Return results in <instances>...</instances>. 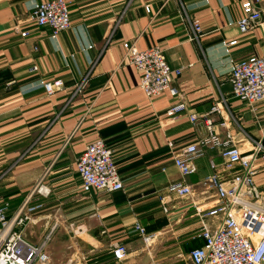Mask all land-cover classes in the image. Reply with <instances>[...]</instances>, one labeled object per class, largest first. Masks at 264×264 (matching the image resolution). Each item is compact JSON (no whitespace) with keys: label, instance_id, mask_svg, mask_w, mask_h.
Returning <instances> with one entry per match:
<instances>
[{"label":"crops","instance_id":"crops-1","mask_svg":"<svg viewBox=\"0 0 264 264\" xmlns=\"http://www.w3.org/2000/svg\"><path fill=\"white\" fill-rule=\"evenodd\" d=\"M41 1L0 0V201L9 204L7 216L31 195L30 203L42 207L26 223L24 237L33 244L47 234L71 238V228L80 226L75 237L85 264L112 263L113 242L127 246V264H151L135 223L154 234L158 251L198 245L195 208L213 201L203 180L214 172L222 179L231 173L220 148H207L186 176L173 156L203 131L191 114H210L221 139L229 132L246 151L254 141L264 144V101L251 110L232 95L229 82L233 63L264 57V5L262 26L241 33L243 0H70V27L53 37L30 16ZM192 20L202 28L197 39ZM24 31L26 37L20 35ZM127 41L138 49L160 46L168 64L181 69L172 82L176 97L144 95L139 72L122 62ZM55 79L63 85L48 94L42 82ZM80 81L84 88L74 95ZM177 100L185 109L165 119ZM96 138L112 150L122 190L80 189L75 160ZM257 167L256 184L264 190V164ZM172 182L190 185L193 194L169 193ZM38 184L48 188L46 196L34 191Z\"/></svg>","mask_w":264,"mask_h":264},{"label":"built area","instance_id":"built-area-1","mask_svg":"<svg viewBox=\"0 0 264 264\" xmlns=\"http://www.w3.org/2000/svg\"><path fill=\"white\" fill-rule=\"evenodd\" d=\"M70 0H43L36 4L30 16L39 27H48L55 37L70 27ZM262 5L264 0H243L241 8L243 16L237 21L241 33H247L261 27ZM193 38L201 36L202 28L197 20L191 21ZM22 37L28 35L21 32ZM236 40L228 45L235 44ZM124 54L122 62L132 65L140 74L139 87L149 99L156 98L164 92L172 97L178 95L172 82L175 76L181 74L180 68H172L166 61L163 50L158 45L145 49H138L135 42L123 43ZM35 69V67H32ZM229 82L232 95L248 104L251 110L264 101V57L250 56L232 64ZM60 79L42 82L44 90L51 94L54 89L62 87ZM85 82L75 84L73 94H79ZM185 109L182 101H174L165 110V119L178 116ZM217 110L213 106L211 113ZM190 120L200 125V137L174 154L173 163L183 175L195 172L193 160L204 155L207 148H220V156L224 161V168L231 174L222 179L216 172L207 175L203 180L205 192L213 201L206 207H196V214L200 218V228L195 236L201 245L193 247L186 259L179 264H264V190L257 184L255 177L259 172L257 163L264 164V144L261 140L254 141L250 150L246 151L237 145L233 136L225 133L221 139L213 130L210 114L200 117L190 115ZM172 147V143L168 142ZM211 168H215L210 163ZM75 171L83 192L91 190L111 193L123 189V182L115 166L112 150L103 139L96 138L88 142L75 160ZM167 190L180 198L193 194L190 185L183 182H172ZM34 191L46 196L48 188L38 184ZM29 195L12 216H7L9 204L0 201V264H36L45 263L48 255L44 252L46 241L50 234L39 244H33L23 235V228L32 219L33 214L42 207L41 203H30ZM167 201L162 202L163 211ZM217 218V222L210 224L205 217ZM134 231L138 232L145 245L154 240V234L146 233L145 229L135 223ZM82 230L80 226L71 228L73 238ZM77 244V243H76ZM78 247V245L76 246ZM110 251L116 264H127L128 248L120 242L110 244ZM84 262V252L80 254ZM87 264H97L92 261Z\"/></svg>","mask_w":264,"mask_h":264},{"label":"rangeland","instance_id":"rangeland-1","mask_svg":"<svg viewBox=\"0 0 264 264\" xmlns=\"http://www.w3.org/2000/svg\"><path fill=\"white\" fill-rule=\"evenodd\" d=\"M211 219L212 217H209L205 220L210 222ZM30 230L32 231L34 228ZM45 237L46 236H43L39 239V243L46 240ZM76 243V238L72 236L69 238L67 235H56V237L53 238V236L51 237L50 235L44 248V252L48 255V260L45 263L36 262V264H85L80 258V254L83 253L84 250L80 246L76 247L78 245V243ZM154 246V250H151ZM146 248L150 249L146 250V252L150 257L151 264H179L186 259L189 252L187 243H185L184 246L183 244L176 245L175 247L168 246L165 250L158 251V244L151 242ZM110 264L116 263L113 261Z\"/></svg>","mask_w":264,"mask_h":264},{"label":"trees","instance_id":"trees-1","mask_svg":"<svg viewBox=\"0 0 264 264\" xmlns=\"http://www.w3.org/2000/svg\"><path fill=\"white\" fill-rule=\"evenodd\" d=\"M199 245H201V241H200V243H198V245H195L194 247L199 246ZM192 248H193V247H190V246H189V251H190Z\"/></svg>","mask_w":264,"mask_h":264}]
</instances>
